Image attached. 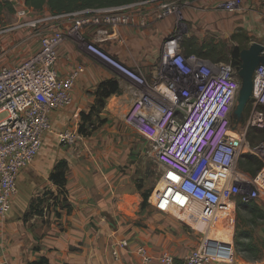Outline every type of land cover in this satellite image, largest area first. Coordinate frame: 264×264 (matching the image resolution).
I'll use <instances>...</instances> for the list:
<instances>
[{"label":"built area","instance_id":"built-area-1","mask_svg":"<svg viewBox=\"0 0 264 264\" xmlns=\"http://www.w3.org/2000/svg\"><path fill=\"white\" fill-rule=\"evenodd\" d=\"M17 9L19 20L0 29V33L20 27H33L40 37L37 51L16 64L0 65V214L7 215L12 198L18 192V177L26 165L39 154L47 131H53L50 113L70 105L72 88L85 69L75 65L66 74L56 62L60 46L67 36H74L97 56L132 81V103L125 121L152 141V153L162 165L161 187L154 205L162 212L198 210L204 222L209 215L231 205L234 215L239 193L243 201H264V139L250 144L249 126L264 129V64L254 73V88L248 105L250 115L242 127L235 126L233 110L241 86L239 74L229 61H212L197 54L187 55L178 33L170 35L161 54L158 73L152 81L141 68L132 67L107 51L100 43L120 39V27L136 21L140 9L155 5V16L174 14L178 23L184 18V6L192 0H135L128 3L94 6L30 17L36 12L25 0H4ZM245 0H220L229 12L242 8ZM141 24L146 23L144 19ZM51 25L56 26L52 29ZM86 135L66 129L61 142L77 145ZM258 156L263 166L257 175L242 171L238 177V153ZM215 167L218 184L211 176ZM228 171V173H226ZM227 206L220 209L223 202ZM236 201V202H235ZM234 222V221H233ZM192 225V224H191ZM226 242V243H222ZM127 245V240L121 242ZM215 246L216 252L207 251ZM235 245L231 241L211 244L204 240L179 263L170 251L153 253L146 245L135 248L137 264H216L233 260ZM118 254V251H114Z\"/></svg>","mask_w":264,"mask_h":264},{"label":"crops","instance_id":"crops-1","mask_svg":"<svg viewBox=\"0 0 264 264\" xmlns=\"http://www.w3.org/2000/svg\"><path fill=\"white\" fill-rule=\"evenodd\" d=\"M219 1L192 0L184 6L180 23L174 14L155 16V5H148L139 10L136 21L121 25L120 39L100 44L153 78L158 73L166 39L180 30L181 38L196 35L203 42L216 36L221 38L216 40L226 41L242 28L251 35V43L264 42V0H245L235 12L222 9ZM36 12L51 13L47 8ZM141 19L146 23L141 24ZM39 47L36 29L20 27L0 37V65L19 63ZM78 63H83L85 69L71 90L72 103L51 111L53 131L45 133L39 154L21 169L11 208L5 217L0 214V264H29L43 256L49 259L48 264H137L135 248L140 244L155 254L170 251L182 263V258L204 240L192 248L194 232L185 231L171 220L168 227H159L152 219L146 224L138 223L137 214H126L121 207L125 193L118 191L123 176L119 165L131 160L134 153L119 143L126 131L119 135L116 132L125 127L122 121L127 111L119 103H132V81L69 35L60 46L56 66L66 74ZM111 77L119 80L121 91L109 97L101 113L103 124L75 146L62 143L60 133L66 129L79 131L83 113H89L96 103L97 86ZM115 136L119 139L115 140ZM61 158L69 162L67 189L71 211L54 203L59 186L51 179V172ZM37 198L51 203V210L25 218ZM228 210L231 214L234 211L231 206ZM123 240L128 244L122 245Z\"/></svg>","mask_w":264,"mask_h":264},{"label":"trees","instance_id":"trees-1","mask_svg":"<svg viewBox=\"0 0 264 264\" xmlns=\"http://www.w3.org/2000/svg\"><path fill=\"white\" fill-rule=\"evenodd\" d=\"M135 0H25L26 4L33 6L35 9L47 8L52 14H58L65 11H73L76 9L94 7V6H109L118 5L123 3L132 2ZM8 5L12 8L11 3L0 0V8ZM234 45L230 51L225 43L221 40L211 38L203 42L199 41L198 36L191 35L181 38V47L185 54H197L201 57L208 58L212 61H229L232 62L237 72L241 66V50L251 44V35L244 29H239L233 33ZM121 91L120 82L117 78L111 77L102 80L96 89V103L92 106L89 113H83V122L79 127V132L89 136L96 130L105 118L101 117V113L105 108L109 97ZM264 129L256 127L250 128V137L260 136ZM254 141H250L252 145ZM262 160L251 153H243L239 159V167L252 175H257L262 168ZM68 169L69 162L66 158L59 159L53 171L51 172V179L59 186V193L55 197L54 203L57 205L62 204L68 211H71V205L68 202ZM152 194V190H145L142 192L143 201L142 207L146 208L149 204L148 200ZM51 203H46L44 199H34L29 209L25 214V218H29L33 214L44 215L51 210ZM47 207V208H46ZM47 209V210H46ZM247 210L248 216L243 218L247 226L256 224L259 220H264V208L258 201H243L241 198L237 199L238 220L235 231V246L236 249L244 252L250 261L259 262L260 254L259 248L254 240L252 229L249 227L241 226V211ZM242 222V220H241ZM49 259L46 256L38 260H34L29 264H48Z\"/></svg>","mask_w":264,"mask_h":264},{"label":"rangeland","instance_id":"rangeland-1","mask_svg":"<svg viewBox=\"0 0 264 264\" xmlns=\"http://www.w3.org/2000/svg\"><path fill=\"white\" fill-rule=\"evenodd\" d=\"M39 16H43V15H41L38 12H33L29 15V18L30 17L34 18V17H39ZM18 20H19V17L17 15V9L14 5H12V8L8 5H5L2 8H0V29H4L5 27L10 26L14 24L15 22H17ZM16 29L18 28H14L9 31L1 32L0 37L10 35ZM177 33L180 35V37L183 36L182 30L178 31ZM216 39H221V38L216 36ZM223 42L225 43L226 47L230 51L231 47L234 45L233 38H230ZM147 78L150 81H152L153 79L149 76H147ZM128 102L130 101H121L119 105L121 104V107L125 111H128L130 108V103H131V102L130 103ZM236 104H237V100H236ZM249 115H250V106L247 105L245 109V116H244L245 118H244V121L240 125L241 127L246 124V122L248 121ZM122 123L125 125V127H121V129L118 132H116V135H119L120 132L122 133L124 131H126V134L122 135V140L119 143L121 147L123 146V148H127L129 149V151H133L134 153L133 158H131V160L129 159L127 162L119 165L121 168V171L123 172V176L119 184L118 191L125 193L124 200L121 206L123 211L129 215L137 214L138 223L146 224L147 220L152 219L154 222L158 223L157 224L158 226L162 224L163 227H168V226H171L170 225V220H171L180 228L182 227L185 231H191L192 233L194 232L193 234H191L192 243L194 244L192 248L195 246H198V244L200 243V240L210 241L211 244L219 243L220 241L217 240V237L214 234L217 231L225 232L227 226H223V223L222 224L216 223L217 220H215L214 222V217L211 221V224H212L211 227L214 225L215 228L211 229V231L207 233V232H204L203 229H201V227L198 226L201 224L196 223L195 225H191L184 218L180 217L179 211L173 210V211H170V213H163L162 211H159L155 207L153 202L155 200V193L161 187L160 180H161L162 165L159 162V160L154 156V154L151 152L152 141L148 137L136 131L134 127L129 125L125 121V117ZM251 127L252 126H249V128L246 130V139L248 143H250L251 139L252 141H254L253 144L264 139V132L260 136L251 138L250 137ZM114 139L118 140L119 138L118 136H115ZM245 152H246L245 149H241L238 153V159H240L241 155ZM237 170L239 171V175H241L242 171L247 172L241 169L239 165H238ZM226 173H228V171H226ZM145 190H152V194L148 200L149 204L146 206V208H143L142 207V201H143L142 192ZM232 198L234 200L238 199L239 193L238 192L233 193ZM228 202L229 201L225 200L220 209H223L224 207H226ZM260 204L264 208V201L260 200ZM229 206L231 205L227 206L228 209H229ZM241 215H242L240 219L241 226L244 225L245 227H249L250 229H252L253 236L251 238L254 240V242L257 244L258 248L260 249L259 250L260 261H264V220H259L256 224L247 226L246 223L243 221V218L248 216L247 210H242ZM231 218H232L231 225H230L231 226V239L229 241H231L234 245H236L235 244V231H236V224L238 220V211H236L235 215L233 211V213L231 214ZM233 223H235V225ZM219 226L220 227L223 226V227L220 228ZM235 249H236V246H235ZM222 261L223 263L225 262L227 264L255 263L254 261H250V259L246 256L244 252H241L237 249L235 250V257L233 260H222Z\"/></svg>","mask_w":264,"mask_h":264},{"label":"water","instance_id":"water-1","mask_svg":"<svg viewBox=\"0 0 264 264\" xmlns=\"http://www.w3.org/2000/svg\"><path fill=\"white\" fill-rule=\"evenodd\" d=\"M241 60V66L238 71L241 86L237 97V104L233 110V122L235 126L240 125L244 121L245 109L253 93L255 70L260 64H264V42L254 40L248 47L243 48L241 50ZM207 251L215 253V246H207ZM251 264H264V261Z\"/></svg>","mask_w":264,"mask_h":264},{"label":"bare ground","instance_id":"bare-ground-1","mask_svg":"<svg viewBox=\"0 0 264 264\" xmlns=\"http://www.w3.org/2000/svg\"><path fill=\"white\" fill-rule=\"evenodd\" d=\"M215 173H216V169H215V167H212L211 176L215 178L214 182H216L218 184H222L224 182L225 177L224 176L217 177L215 175ZM234 176L235 177L239 176V171L237 169L234 172ZM177 211H179V216L184 218L188 223H190L192 225H195L196 223L201 224L198 226L201 227V229H203L204 232L209 233L211 231V229L215 228L214 225L211 227V225H212L211 221L209 223V222H204L202 220L203 217H202V215L201 216L199 215L198 210H192L193 212H191V215L189 212H186V211L180 212V210H178V209H177ZM218 211L212 215H209V217L211 219H213V217H214V222H215V220H217L216 223H221V224L223 223V226H227V227H226L225 232L224 231H217L214 235H216L218 241H229L231 239V226H230L231 221H232L231 213L228 210V208H226L224 211L223 210H220L219 212ZM222 227H220V228H222ZM220 228H219V230H220Z\"/></svg>","mask_w":264,"mask_h":264}]
</instances>
